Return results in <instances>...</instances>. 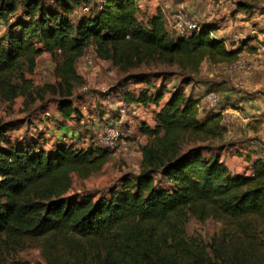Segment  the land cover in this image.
<instances>
[{"label":"trees","instance_id":"trees-1","mask_svg":"<svg viewBox=\"0 0 264 264\" xmlns=\"http://www.w3.org/2000/svg\"><path fill=\"white\" fill-rule=\"evenodd\" d=\"M21 1L17 5L13 0H0L4 27L0 96L12 99L19 91L25 93L30 84L24 75H33L37 58L50 54L57 82L43 88L58 96L63 122L81 120L72 93L84 84L75 65L88 46L94 47L98 60L120 73L142 64L173 67L182 73L180 87L197 83L193 77L203 62L233 64L241 51L227 50L223 40L211 37L217 31L212 24L173 37L158 11L146 19L144 27L136 17L139 0H98L94 11L85 14L81 13L87 8L81 3L84 0ZM44 1L54 2L57 11L44 8ZM77 6L81 17L75 16L73 25L70 14ZM238 8L242 12L249 9L242 4ZM15 76L21 86L10 85ZM161 98L159 94L141 95L134 100L156 108L154 127H139L147 138L141 148L139 174L122 177L117 187L97 198L67 193L72 176L86 179L100 170L106 151L78 149L62 139L48 150L34 138L10 145L4 136L7 128L0 126V240L18 247L24 239L58 235L88 243L82 251L71 250L62 258L52 256L47 264H183L184 257L192 254L178 237L185 214L198 220L227 219L246 239L252 238L246 228L264 224V160H248L251 173L245 177L230 175L218 156L202 159L207 148L183 150L195 136H214L219 122H199L197 100L184 96L180 89L161 106L154 105ZM224 242L213 241L209 246L223 264H251L248 250L235 246L225 250ZM253 248L250 244L249 250ZM192 250L197 255L195 263L209 264L203 248L195 245Z\"/></svg>","mask_w":264,"mask_h":264},{"label":"rangeland","instance_id":"rangeland-1","mask_svg":"<svg viewBox=\"0 0 264 264\" xmlns=\"http://www.w3.org/2000/svg\"><path fill=\"white\" fill-rule=\"evenodd\" d=\"M1 1L7 2V0ZM13 2L19 5L22 1L13 0ZM81 3L87 6L88 11H94L99 1L84 0ZM43 4L44 8L57 11L54 2L44 1ZM238 4L248 7V11H240ZM139 6L136 17L144 27L146 19L154 11L150 10L151 8H162L165 14L172 16V22L175 23L173 27L176 28V31L173 28L170 30V35L173 37L191 33L192 30L186 28L185 23L194 26L203 24L216 26L217 31L211 37L223 40L227 50L239 48L241 51L237 61L233 64L218 65L203 62L198 73L193 77L197 83L180 87L179 75L181 76L182 73L173 67L153 63L142 64L128 73H120L109 63L98 60L94 47L88 46L75 65L76 73L82 78L84 84L76 87L72 93L74 107L82 122L94 121L104 127L105 120L116 117L115 111L119 103L125 104L128 109L127 117L135 121V116L131 114L132 105L138 106L134 100L141 95L149 98V95L152 97L159 94L162 98L154 104L159 107L177 89L182 90L184 96L189 95L192 99L195 97L193 93L196 92L198 97H201V99H194L197 100L198 121L205 123L217 121L219 131L208 139L202 138L203 136L193 137L183 145V150L190 147L207 148L208 152L204 151L201 156L205 160H209L212 155L225 156L224 159L234 157L236 161L242 157L240 162H246L245 159L254 157L264 160V141L262 140V135L264 136V64L260 62L256 65L250 64L251 59L255 57L260 59L264 54V0H147L145 7L143 4ZM166 6H171V12L165 8ZM219 6L222 7L219 8ZM75 16L81 17L78 6L70 14L73 25H76ZM178 25L182 30H177ZM3 30L0 29V37ZM53 68V57L47 53L42 54L36 60L35 70H46L47 81L41 83L31 76L32 74H25L24 80L30 84L25 93L19 91L12 99H4L0 96V126L7 128L4 136L10 145L28 142L34 138L38 146L44 150L51 149L59 139H62L67 146L80 148L84 145L81 139L86 138L88 148H91L90 145L93 144L90 141L93 133L96 134L102 127L92 126V123L87 124L90 127H81L75 121L68 125L60 119L58 96L43 88L44 85L55 86L57 81L53 75ZM10 85L21 86V81L15 76L10 80ZM38 88H43L44 91L38 92ZM207 94H212V101L206 100ZM256 101L259 102L256 103L257 107H254L252 104ZM138 104L143 108L147 107ZM251 109L260 111L258 121H253L256 116L250 112ZM46 113L50 115L49 118L43 116ZM133 126L135 129L131 131L130 125L122 126L123 135L120 144L115 151L107 152V159L98 172L86 179L72 176L71 188L67 196L97 198L117 187L122 177L134 178L139 174L141 148L147 143V138L139 137L138 129L136 131L135 125ZM62 128L67 130L65 139L62 136L64 132ZM85 129L87 132H83ZM76 130L83 132V137H80L78 143L75 139L79 135L77 132L73 133ZM252 146L255 149L249 150ZM225 166L227 169L231 168L228 164ZM247 168L240 163L238 172L235 171L236 168L233 171L228 169V171L230 175L244 176ZM246 231L247 236L252 238L246 239L244 234L239 233L228 223L227 219L223 222L204 218L198 220L196 217L185 214V217L180 220L178 237L185 241V248L191 249L192 254L184 257L183 264H197L195 263L196 251L192 250L195 245L205 250L204 254L209 264H223L222 259H218L217 254L209 249L213 241L219 244L221 240L225 241L223 249L227 250L235 246L244 251L248 250L249 263L263 264L264 224L252 223ZM250 244L254 246L252 250H249ZM86 245L88 247V243L75 239H63L58 235L34 241L24 239L18 247L9 245L1 239L0 264H47L52 256L62 258L71 250L82 251ZM205 264L208 263L205 262Z\"/></svg>","mask_w":264,"mask_h":264},{"label":"crops","instance_id":"crops-1","mask_svg":"<svg viewBox=\"0 0 264 264\" xmlns=\"http://www.w3.org/2000/svg\"><path fill=\"white\" fill-rule=\"evenodd\" d=\"M144 2V3H143ZM146 2H147V0H139L138 2H137V6H139V5H142L143 4V6L145 7V4H146ZM186 3H184V5H185ZM180 5H183V4H180ZM221 5V4H220ZM140 7V6H139ZM175 7H177V5L175 6ZM222 6H219V8H221ZM165 8H168V11L169 12H171V6H166ZM150 10H154L150 15H149V17L150 16H152V15H154V14H156L157 13V11H159L161 14H162V16L164 17V20H165V23H166V30H167V32L169 31V34H171L170 33V30H172V28H173V30L174 31H176V28L175 27H173L174 25H175V23L174 22H172V16H169V14L167 13V14H165V12L163 11V9L162 8H159V9H153V8H151ZM176 36V35H175ZM174 36V37H175ZM255 57V56H254ZM264 54L261 56V58L259 59V58H253V59H251L250 60V64L251 65H256V63L257 62H260L261 64H264ZM252 62H254V63H252ZM193 93V92H192ZM193 95L195 96V97H193L194 99H201V97L199 98L198 97V95H197V93L196 92H194L193 93ZM255 100H257V99H255ZM202 100H200V102H201ZM259 101H256V102H254V104H252L254 107H257L256 105V103H258ZM136 105H138V106H135V108H136V111H135V113H134V115H132L133 117L135 116V121H133L131 118H128V117H126V122H127V125H130V131L132 130V129H135L134 128V126L133 125H135V127H136V131H137V129H138V136L139 137H145V136H143V135H141L140 133H139V127L141 126V125H144V126H146L147 128H153L154 127V118H153V114H154V112L156 111V108L153 106V105H150V106H147L146 108L148 109V110H142V109H140L139 107H140V105L139 104H136ZM133 106V105H132ZM134 107V106H133ZM142 107V106H141ZM154 108V109H153ZM115 111V110H114ZM116 113H117V110L115 111ZM251 113H253L256 117L254 118V120L253 121H258L259 120V118H258V115H259V113H260V111L259 110H255V109H251V111H250ZM198 117H199V112H198ZM91 119H92V117H91ZM252 120V119H251ZM70 122H72V121H68L67 122V124L68 125H70V124H72V123H70ZM117 122H118V119H117V114H116V117H114L113 119L111 118V120H105L104 121V126H114V125H116L117 124ZM90 123H92V126L93 125H95V126H98V127H102V126H99L98 125V122L96 123V122H94V121H91V122H85V123H83L82 122V119L80 120V122H79V125L81 126V127H90L89 125H91ZM94 123V124H93ZM87 124H89V125H87ZM67 127V126H66ZM64 130V132H67V130H66V128H62V131ZM84 131H86L87 132V129H85V130H83V132ZM75 132H77V135H79L76 139H75V142L76 143H78V141H80V137L82 136L83 137V135H82V130H76V131H74L73 133H75ZM128 133V132H127ZM135 133H137V132H135ZM83 142H84V147L83 146H80V148H78V149H87L88 148V142H87V139L86 138H82L81 139ZM262 140L264 141V136L262 135ZM253 150V149H255L253 146L252 147H250L249 148V150ZM216 156H218V155H216ZM219 157V161H220V163H222L223 162V160H225L224 161V166L226 165V164H228L231 168H228V169H230L231 171H233L235 168H236V172H238V167H239V165H240V163L242 164V165H244L246 168H247V171L245 170L244 172H245V177L246 176H249L250 175V173H251V168H250V165H249V161L248 160H254V159H257L256 157H254V158H252V159H250V158H247V159H245V161L247 162H240V161H242V157L241 158H239L238 159V161H236V159L234 158V157H231V158H228V157H226L225 159H224V157L225 156H218ZM226 167V166H225ZM227 169V170H228ZM240 175V174H239Z\"/></svg>","mask_w":264,"mask_h":264},{"label":"built area","instance_id":"built-area-1","mask_svg":"<svg viewBox=\"0 0 264 264\" xmlns=\"http://www.w3.org/2000/svg\"><path fill=\"white\" fill-rule=\"evenodd\" d=\"M88 9L87 8H82L81 9V13H87ZM186 28L191 29L192 31L196 30V27L194 25L185 23L184 24ZM0 29H4L3 26H0ZM177 30H182V28H180V26L178 25ZM59 53V52H57ZM36 78V80H38L41 83H45L48 79V72L46 70H38V71H34V74L32 75ZM206 100L207 101H212L213 100V96L212 94H207L206 95ZM133 107V106H132ZM140 109H144V110H148L147 108H143V107H139ZM132 115H134L136 108L133 107L132 108ZM128 111L127 107L125 106V104H121L119 103V106L117 108V119L118 122L115 126H104L102 128H100L99 132H96V134L93 133V138L91 139L90 143L94 145H90L92 148H97V149H101L103 151L106 152H113L115 151L116 147L118 144H120V139L122 134V126L124 127L127 122H126V112ZM46 118H49L50 115L48 113L43 115Z\"/></svg>","mask_w":264,"mask_h":264}]
</instances>
